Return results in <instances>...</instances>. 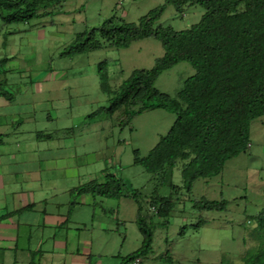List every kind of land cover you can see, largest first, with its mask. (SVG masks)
<instances>
[{
	"label": "rangeland",
	"instance_id": "1",
	"mask_svg": "<svg viewBox=\"0 0 264 264\" xmlns=\"http://www.w3.org/2000/svg\"><path fill=\"white\" fill-rule=\"evenodd\" d=\"M161 7L165 10L159 23L176 30L191 28L206 13L204 6L193 5L181 14L167 0H67L55 15L36 17L29 23L9 25L0 16V34H6L10 40L8 51L16 54L7 68L14 64L21 68L14 75L9 72L8 78L15 83L11 89L19 91L26 83L24 72L32 74L43 86L49 77L50 92L35 94V100L51 99L56 107L55 127L70 128L71 149L96 151L98 161L88 167L101 165L104 171L124 177L150 204L156 190L155 176L135 163L136 152L148 156L169 132L176 114L165 108H152L127 125L121 122V112L111 115L105 110L95 119L90 115L111 103V95L102 88L104 62H110L109 85L117 90L134 70L155 66L156 59L165 55L163 43L150 37L134 41L128 48H117L102 40L107 45L100 49L74 55L63 53L79 33L101 26L107 18L117 16L138 23ZM195 73L193 64L183 61L162 73L156 86L176 97ZM183 164L178 163L173 178L175 184L183 187L182 191L176 192L169 185L159 188L160 194L174 195L176 205L170 216L153 218L154 252L143 264H247L246 250L258 244L252 231L264 218V116L251 124L247 151L229 160L222 174L200 178L188 189L181 174ZM91 196L87 199L93 203L92 209L81 220L88 230L95 231L92 258L95 262L103 255L106 264H123L124 258L143 242L137 224L139 204L133 196L122 200L103 196L93 200ZM203 197L226 200L228 209L198 211L194 203ZM148 210L149 206L145 212ZM200 222L204 224L199 225Z\"/></svg>",
	"mask_w": 264,
	"mask_h": 264
},
{
	"label": "trees",
	"instance_id": "2",
	"mask_svg": "<svg viewBox=\"0 0 264 264\" xmlns=\"http://www.w3.org/2000/svg\"><path fill=\"white\" fill-rule=\"evenodd\" d=\"M65 1L0 0V16L9 25L29 23L36 17L55 15ZM167 3L181 14L193 5L204 6L206 13L200 22L186 30L159 23L164 7L154 9L138 23L112 16L101 26L79 33L63 53H86L107 44L128 48L134 41L150 37L160 40L166 51L156 59L153 68L134 70L117 90L109 85L110 62H104L102 88L111 95V103L91 115L105 110L111 115L121 112V122L127 125L152 108H165L176 114L169 132L148 156L136 152L135 163L155 176L156 190L151 204L140 196L139 189L111 172L103 174L104 182L96 179L81 188L83 193L116 199L133 196L137 200V224L143 242L124 258L123 264H142L154 252L153 218L170 216L176 205V197L160 194L159 188L169 185L176 192L182 191L183 187L173 182L178 163L184 162L181 174L188 189L200 178L222 174L229 160L247 151L251 145V124L264 116V0H167ZM183 61L191 62L196 73L184 82L176 97L160 91L156 83L162 73ZM3 92L5 86L0 82V93ZM147 206L149 210L145 212ZM194 208L224 211L228 209V201L203 197L194 203ZM252 234L258 244L246 250L247 264H264V218Z\"/></svg>",
	"mask_w": 264,
	"mask_h": 264
},
{
	"label": "crops",
	"instance_id": "3",
	"mask_svg": "<svg viewBox=\"0 0 264 264\" xmlns=\"http://www.w3.org/2000/svg\"><path fill=\"white\" fill-rule=\"evenodd\" d=\"M9 41L0 34V264H106L103 255L94 262L95 231L81 220L92 209L87 196H100L81 188L104 182L101 165L88 167L98 161L96 151L72 150L70 128L55 127L51 99L35 100L50 92L49 77L43 86L24 72L26 83L11 89L9 72L21 68H7L16 58Z\"/></svg>",
	"mask_w": 264,
	"mask_h": 264
}]
</instances>
